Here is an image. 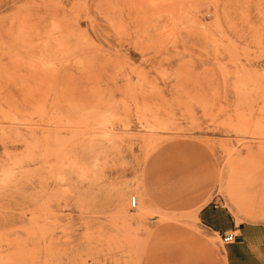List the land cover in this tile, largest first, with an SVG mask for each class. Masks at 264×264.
I'll return each mask as SVG.
<instances>
[{"label":"rangeland","instance_id":"obj_1","mask_svg":"<svg viewBox=\"0 0 264 264\" xmlns=\"http://www.w3.org/2000/svg\"><path fill=\"white\" fill-rule=\"evenodd\" d=\"M206 204L264 222V0H0V264H229Z\"/></svg>","mask_w":264,"mask_h":264},{"label":"crops","instance_id":"obj_2","mask_svg":"<svg viewBox=\"0 0 264 264\" xmlns=\"http://www.w3.org/2000/svg\"><path fill=\"white\" fill-rule=\"evenodd\" d=\"M199 217L203 224L220 235L227 230H239L234 241L225 243L229 264H264V222L239 223L218 204L204 205Z\"/></svg>","mask_w":264,"mask_h":264},{"label":"bare ground","instance_id":"obj_3","mask_svg":"<svg viewBox=\"0 0 264 264\" xmlns=\"http://www.w3.org/2000/svg\"><path fill=\"white\" fill-rule=\"evenodd\" d=\"M199 2H214L215 1H219V0H197ZM133 196H134V199H135V203L133 202ZM151 199V198H150ZM208 201V200H207ZM130 203H134L135 206H136V212L138 214V216L140 218H143L148 210L151 208L152 204L151 202L149 201V199L145 198L143 196V194L141 193V191H138L137 192V195H132L131 198H130ZM133 204V205H134ZM201 206V205H200ZM202 207V206H201ZM199 209V208H198Z\"/></svg>","mask_w":264,"mask_h":264},{"label":"built area","instance_id":"obj_4","mask_svg":"<svg viewBox=\"0 0 264 264\" xmlns=\"http://www.w3.org/2000/svg\"><path fill=\"white\" fill-rule=\"evenodd\" d=\"M133 202L135 203L134 198H133ZM134 206H135V204H134ZM237 235L238 234L235 230H227L221 234V237H222L223 242L227 243V242L234 241L237 238Z\"/></svg>","mask_w":264,"mask_h":264}]
</instances>
